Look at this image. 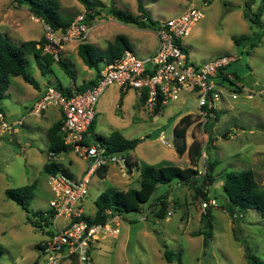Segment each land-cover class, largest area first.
<instances>
[{"label":"rangeland","instance_id":"1","mask_svg":"<svg viewBox=\"0 0 264 264\" xmlns=\"http://www.w3.org/2000/svg\"><path fill=\"white\" fill-rule=\"evenodd\" d=\"M58 1L63 15L68 19L75 21L81 15H88L79 0ZM94 1L102 11L95 14L89 22L91 29L84 42L106 49L117 36L124 35L141 59L155 48L156 29L127 26L118 22L110 13L112 8H117L138 15V0ZM142 1L149 17L157 23L178 16L190 7L200 9L204 18L194 28L191 36L182 39L181 43L198 65H204L220 56L238 57L239 61L234 67H237L241 79L233 77L239 88V97L233 100L227 94L217 105L218 120L203 128L201 116L198 115V99L194 93L182 94L177 101L155 115L147 110L132 90L124 96L125 100L129 95L124 108H118V92L114 90L99 102L100 114L95 130L102 126L103 135L116 130L127 139L138 141L137 147L131 152L130 161L138 163L139 167L175 166L186 169L190 167L189 155L180 158L177 154L174 129L184 116H192L195 122L188 129L187 144H200L201 152H204L207 159L219 161L215 175L219 178L227 172L253 170L258 184L264 189V38L255 49L248 43L239 46L234 42V37L252 38L257 31L244 18L246 0ZM255 1L253 13L258 11L263 0ZM262 22L264 24V15ZM46 26L42 20L34 17L27 5L19 6L13 0H0V33L7 35L13 44L21 46L28 41H43L46 39ZM80 44L82 42L64 44V52L61 53L62 60L66 61L75 80L66 74L56 60L48 66L33 55L26 56L28 75L40 88H44L49 81L51 83L48 85L70 87L94 80L96 71L89 69L78 55ZM42 72L45 76H42ZM38 89L23 77H18L13 80L9 92H6L8 96L1 102L0 244L4 248V254L0 258V264L44 263L46 255L43 251L48 233L54 229L53 225H45L35 215L38 211H48L54 197L48 185L49 175L44 170L50 157L47 135L30 132L35 122L41 120L39 115L28 116L27 110L32 104L30 99L38 93ZM248 94L252 97H248ZM48 113L52 118L51 109ZM17 120H22L26 125L19 127V133H15L12 126ZM3 123L10 129L4 130ZM226 133L230 135L224 138ZM209 134L212 135L211 142ZM162 136L165 137L166 145L161 142ZM33 146L38 149H32ZM54 161L62 164L76 178L90 168V163L81 159L75 151L62 154ZM122 163L125 165L124 161L119 165L110 163L106 179H101L98 174L92 176L88 215H94L96 207L93 201L106 190L126 192L141 188V175L136 166L129 172ZM204 173L205 170L202 174ZM33 184H36V190L29 206L30 213L8 200L5 195L8 189ZM175 185L176 183L159 186L151 200L169 193L172 199L168 200H188L189 203L192 200L191 204L184 205L183 208L182 203L178 205L170 202L166 219H143L147 215V205L142 207L141 212L124 215L120 219L118 237L102 238L92 249V264H248L246 247L264 262V219L259 211H242L234 219L231 218L223 208L227 198L223 191V180L219 179L209 189L210 200H215L216 203L214 209L212 204L209 205L213 210L214 236L211 246L206 248L204 236H193L203 230L201 218L205 212L200 204L197 207L194 205L199 199L194 198V191L189 187L178 188ZM170 211L174 214L169 215ZM29 218L36 224L30 223ZM66 223L64 219L57 220L58 227ZM163 242L175 255H181V263L165 259ZM63 253L66 254L67 251ZM67 259L70 262H64L63 259L61 264H81L76 257Z\"/></svg>","mask_w":264,"mask_h":264},{"label":"trees","instance_id":"2","mask_svg":"<svg viewBox=\"0 0 264 264\" xmlns=\"http://www.w3.org/2000/svg\"><path fill=\"white\" fill-rule=\"evenodd\" d=\"M13 1L19 6L27 5L34 17L42 20L47 26L55 31H66L74 22L73 19H68L63 15L61 5L58 0ZM79 1L86 9V12H88V15L84 14V21L89 25V22H91L94 15L102 10L94 0ZM138 4V15H134L117 8H112L110 13L118 22L127 26H137L140 29H157L159 23L149 17L143 1L138 0ZM255 4V0H246L244 18L248 20L252 24V27L257 31L253 34L252 38L247 36L234 37V42L237 45L242 46L245 43H248L252 49L257 48L264 38V24L262 22V16L264 15V0L262 1L258 11L253 13L252 9ZM45 41L46 39L40 42L28 41L23 43L21 46H17L10 41L7 35L0 33V114H3L1 102L6 99V92L9 90L13 78L23 77L27 83L34 85L36 89L39 88L37 82L27 73V55H33L36 59L43 60L48 66L55 63L53 56L48 54L43 55L42 47L45 44ZM127 50H132V46L128 38L124 35L117 36L114 42L106 49H101L86 42L80 44L78 46V55L89 69L96 71V78L87 83L84 82L81 86H76L77 91L83 92L95 86L98 82L103 65H107L121 59ZM57 63L61 65L66 74L75 80L74 75L66 64V61L59 59ZM238 73L237 67H232L226 74L220 76L219 80L225 82V85L227 84L226 86L228 87H236L237 91H239L234 79L230 80L227 77L228 74H231L237 80L241 79ZM55 88L64 92V94L73 95V86ZM124 96L125 93H122L119 101V107L123 104ZM140 101L145 104L146 96L140 99ZM161 111V109H157L155 115L159 114ZM213 113L215 116L209 119V124L218 120V115L215 109L213 110ZM194 122L195 120L192 119V116H184L174 129L176 152L180 157H183L186 153H188L192 167L186 169L175 166L154 167L145 165L137 167V170L141 175V188L139 190L131 189L126 192L114 189L106 190L99 195L95 202L97 207L95 216L93 218L82 216L78 219V221L85 220L90 224H106L110 218L114 216L124 218V215L128 213L141 212L142 207L151 201L159 186H169L173 182H179L193 190L195 199H203L209 202V189L214 186L219 179H222L224 182L223 191L227 198V202L223 205V208L231 218L234 219L238 213L252 209L259 211L264 219V189H262L258 184L255 172L253 170L227 172L221 176L222 178H218L215 173L218 165L220 164L219 161H211L207 159L204 152H201L202 148L200 144L196 142H193L191 145L187 144V132ZM62 125V121L55 123L48 132L50 158L44 166V170L48 175L63 173L71 176L62 164L54 161L55 157L74 151L73 148L65 145L61 131ZM94 125L95 123L90 129L91 136L87 137V143H92L93 141L101 143L106 148V158H108L112 153L126 152L122 160L125 162L128 171L131 172L135 164L130 162V155L131 152L135 150L139 142L127 139L119 131L113 132L110 136L95 134L93 133ZM209 140V142L212 141L211 134H209ZM202 167H204L205 170L204 175L202 174L204 171L202 170ZM108 171V167L103 166V168H100L97 171V174L101 179H105ZM35 190L36 184H33L16 189H8L5 192V195L8 200L15 202L26 212L30 213L29 206L31 201L34 199ZM159 203L162 205V208L156 213V218L166 219L168 217V195L162 196ZM156 208L157 206H155L152 212H154ZM212 212L213 210L210 208L206 210L201 218L203 230L193 234L194 237H205L204 242L206 248L211 246L214 236ZM35 215H38L39 220L44 222L45 225H53V211H38ZM29 222L36 224L31 218H29ZM48 234L51 235L52 233ZM162 247L164 248V257L168 262L179 261V263H181V255H175L169 250L164 242ZM245 250V257L248 264H264V262L254 255L248 247H246ZM3 254L4 248L0 244V258Z\"/></svg>","mask_w":264,"mask_h":264},{"label":"built area","instance_id":"3","mask_svg":"<svg viewBox=\"0 0 264 264\" xmlns=\"http://www.w3.org/2000/svg\"><path fill=\"white\" fill-rule=\"evenodd\" d=\"M204 18V13L195 7L171 19L159 21L156 29L158 46L148 58H139L132 50H127L121 59L104 65L95 86L78 92L76 86L72 94H64L54 86H48L43 97L35 103L32 113L42 114L48 107L57 106L63 110L62 135L65 145L70 146L90 168L85 177L77 180L63 173L50 174L48 185L53 194L50 208L57 219L70 221L62 230L54 233L46 242V260L41 264H61L63 252L67 257H76L81 264H92L91 251L102 238H116L120 234L121 217L114 216L106 224H90L81 218L79 204L89 196V185L95 173L116 158H106V148L96 141L87 143L90 129L97 120L99 102L104 93L113 86L123 92L135 91L142 99L146 96L145 107L154 114L157 109L177 101L182 94L194 93L198 99V115L205 128L214 117L213 110L229 94L236 100L239 93L236 87H228L220 81L239 58L234 55L217 57L204 65H198L181 43L191 36L194 28ZM91 27L85 23L84 15L79 16L66 31H55L46 26V41L42 49L45 54L61 59L64 44L83 43ZM233 80V75L228 74ZM248 97H252L248 94ZM23 125L18 120L12 126ZM4 130L10 127L3 123ZM163 144L165 137H161ZM170 146V145H168ZM203 212L209 209L210 202L199 199ZM172 212H169L171 215Z\"/></svg>","mask_w":264,"mask_h":264},{"label":"crops","instance_id":"4","mask_svg":"<svg viewBox=\"0 0 264 264\" xmlns=\"http://www.w3.org/2000/svg\"><path fill=\"white\" fill-rule=\"evenodd\" d=\"M155 37H156V35H155ZM155 43H156V45H155V48L152 50V51H150L147 55H145L144 57H142V58H148V57H150L151 55H153L155 52H156V49H157V46H158V42H157V38H155ZM64 48H65V46L62 48V51H61V53L62 52H64ZM77 50V49H76ZM132 51H133V49H132ZM134 52V51H133ZM135 53V52H134ZM136 54V53H135ZM137 55V54H136ZM138 56V55H137ZM61 59H62V57H61ZM104 66V65H103ZM42 74V76H45L44 74V72H42L41 73ZM18 78V77H17ZM14 79H16V78H13L12 79V82H13V80ZM86 82V81H85ZM48 83H51L50 81L48 82ZM48 83L47 84H45L43 87L44 88H40V86H39V89H38V93L37 94H35V95H33L32 96V98L30 99L31 100V102H32V104L30 105V108H27V110H28V116H33V115H35V114H33L32 113V108H33V106L35 105V103L36 102H38L42 97H43V95H44V93H45V90H46V88L48 87V86H50V85H48ZM74 83H76L75 81H74ZM12 85V84H11ZM73 86H76L75 84L73 85ZM11 87V86H10ZM115 87V88H114ZM10 89V88H9ZM114 90H116L117 92H118V96H117V99L120 101V98H121V94L122 93H125V94H128L129 93V91L128 92H123L118 86H113V87H110L109 89H107V91L104 93V95L102 96V98H105V96H106V94L107 93H111L112 91H114ZM9 92V91H8ZM135 94H136V92H135ZM137 95V94H136ZM8 96V95H7ZM129 97V95H127L126 96V98H125V100L123 101V104H122V106L121 107H119V105H118V108H120V109H123L124 108V105H125V102H126V100H127V98ZM137 97H138V99H140L139 98V96L137 95ZM101 98V99H102ZM118 101V102H119ZM119 104V103H118ZM49 109H51V111L53 112V114H52V118H50V116H49V113H48V110ZM98 114H100V111H99V109H98ZM39 116H41V120H39V121H37V122H35V124H34V126L30 129V132H37V133H42V134H45V135H47V138H48V141H49V137H48V132H49V129L55 124V123H58V122H63V119H64V114H63V110L60 108V107H57V106H50V107H48L42 114H40ZM24 118L25 117H23V121H24ZM97 118H98V116H97ZM1 120H2V117H1ZM18 121V120H17ZM17 121H15V122H13V124L14 123H16ZM97 121V120H96ZM25 124V123H24ZM23 124V125H24ZM207 124H209V123H207ZM23 125H17V126H14V128H13V131L15 132V133H19V127H22ZM24 126H26V125H24ZM95 127H96V122H95V125H94V132L93 133H95V134H98V135H102V136H110L111 135V133H113V132H115V131H112L111 133H109V134H107V135H103L102 134V126L99 128V130L97 129V130H95ZM28 129H29V126H28ZM32 130H34V131H32ZM125 137V136H124ZM162 142V141H161ZM49 145H50V143H49ZM32 149H35L36 147H31ZM36 149H38V148H36ZM186 154H188V153H186ZM185 154V155H186ZM184 155V156H185ZM189 155V154H188ZM183 156V157H184ZM180 157V156H179ZM50 158V157H49ZM56 158V157H55ZM55 158H54V160H55ZM180 158H182V157H180ZM130 160L132 161V159H131V156H130ZM130 161V162H131ZM48 162V161H47ZM120 162H123V160H118L117 159V162H110V163H116V164H120ZM189 162H190V167H192V165H191V161H190V156H189ZM58 163V162H57ZM71 163H72V161H71ZM110 163H108V165L107 166H109V164ZM132 164H134L133 162H131ZM123 164V167H124V169H126L127 171H128V169H127V167H126V165H124V163H122ZM135 166H136V169H137V167H139V165H138V163H136L135 162ZM89 171V170H88ZM88 171L87 172H84V173H82L81 174V176H79L78 178H76V177H74V176H72L71 175V177H73V178H75V179H77V180H81L83 177H85L86 175H87V173H88ZM109 172H110V166H109V171H108V174L106 175V178H107V176L109 175ZM132 172V171H131ZM137 172L139 173V171L137 170ZM95 174H97V173H95ZM94 174V175H95ZM127 174H128V172H127ZM134 173H132V175H133ZM105 178V179H106ZM173 183H176V185H175V187H178V188H184V185H182L181 183H179V182H173ZM172 183V184H173ZM90 184H91V182H90ZM223 185H224V182H223ZM165 195H168V198L169 199H172V196L169 194V193H167V194H165ZM165 195H162V196H165ZM89 196H90V185H89ZM89 196L85 199V200H83L80 204H79V207H80V209L82 210V215L83 216H86V217H89V218H93L94 216H95V214H96V212H97V207H96V205H95V202H96V200H94L93 201V204H94V206L96 207V209L94 208V215L93 216H90V215H88L87 214V210H88V208L90 207V204H89ZM162 196H160V197H158V198H156V199H154V200H151L148 204H146L147 205V207H148V209H147V215L146 216H143L142 218L144 219V218H149V216L152 214L151 212L153 211V205L154 206H157V208H156V210L157 209H161L162 208V205L159 203V200H160V198L162 197ZM168 204H170V202H173L174 204H178V205H181V203H182V205H183V208H184V205H189V204H191L193 201L191 200V202L189 203L188 202V200H168ZM178 202V203H177ZM215 203H216V201L215 200H210V204H212V206H213V209L215 208ZM198 204H199V201L197 200V201H195V206L197 207L198 206ZM169 206V205H168ZM195 206H192V207H195ZM217 208V207H216ZM48 211H52L51 210V208L48 210ZM142 211H143V209H142ZM167 211H168V209H167ZM155 212V211H154ZM170 212H172V211H170ZM213 213V212H212ZM172 214H174L173 212H172ZM171 214V215H172ZM142 219V220H143ZM57 220H60V219H57V218H53L52 219V222H53V230H52V234L50 235V234H48L49 236L47 237L48 239L54 234V233H57V231L58 230H62L66 225H68L69 223H70V221L69 220H67V219H64V220H66L67 221V223L65 224V225H63V226H61V227H58V225H57ZM155 220H157V218L155 219ZM120 223V222H119ZM120 226V225H119ZM198 237H201V236H198ZM117 238V237H116ZM95 248V247H94ZM93 248V249H94ZM67 255H68V253H66V254H64L63 253V256L65 257L64 259V262H67V261H69L68 259H67ZM63 262V263H64ZM70 262V261H69Z\"/></svg>","mask_w":264,"mask_h":264},{"label":"water","instance_id":"5","mask_svg":"<svg viewBox=\"0 0 264 264\" xmlns=\"http://www.w3.org/2000/svg\"><path fill=\"white\" fill-rule=\"evenodd\" d=\"M230 135V133H226L224 138H227ZM126 152H118V153H112L109 155V157L111 158H116L118 160H122V158L124 157ZM159 212V209L155 210V212H153L150 216L149 219L150 220H155L156 219V213Z\"/></svg>","mask_w":264,"mask_h":264}]
</instances>
